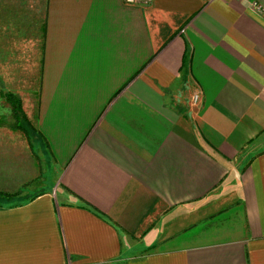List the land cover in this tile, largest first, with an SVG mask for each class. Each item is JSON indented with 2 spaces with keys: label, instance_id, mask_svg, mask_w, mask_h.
Wrapping results in <instances>:
<instances>
[{
  "label": "crops",
  "instance_id": "obj_1",
  "mask_svg": "<svg viewBox=\"0 0 264 264\" xmlns=\"http://www.w3.org/2000/svg\"><path fill=\"white\" fill-rule=\"evenodd\" d=\"M247 1L0 0V77H30L8 92L34 137L0 136L47 166L33 192L0 170V264H264V18Z\"/></svg>",
  "mask_w": 264,
  "mask_h": 264
},
{
  "label": "rangeland",
  "instance_id": "obj_2",
  "mask_svg": "<svg viewBox=\"0 0 264 264\" xmlns=\"http://www.w3.org/2000/svg\"><path fill=\"white\" fill-rule=\"evenodd\" d=\"M24 79H26V81H24ZM29 82H30V77H23V76L0 77V89H3V92L0 94L1 95L0 96V118H1L0 121H2L5 117L9 116L8 108L5 104L6 103L5 98L7 97V95H12L15 99L18 100V97L8 92V90H14L15 87L22 85V83H29ZM35 82H37V77H32L31 83L35 84ZM18 102L20 105V110L23 113L20 100H18ZM24 118L26 120L25 122L28 124V125L25 124L26 126L23 124L25 127V131L27 132L28 135H31V137H34L31 122L27 119V117L24 116ZM0 129L5 130V131H16L17 132V130H10L3 126H0ZM18 132L22 133L21 131H18ZM22 134L25 137V139H28L24 135V133ZM23 136H20V135L17 136L15 134H10L9 136L8 135L0 136V145H5V144L12 145L13 144V146H15V151L14 150L13 151L15 153L14 156H17V157H14V159L19 161V162L11 161L7 155H4L0 158V170L1 172L2 171L5 172L7 170L14 168L20 173V175L24 173L25 176L22 175V179H26V180L24 181L23 186L25 187L26 191L30 190L33 192L35 191V189L38 188L39 183L41 181V179L36 178L38 177L37 175L39 174L41 175V173L39 172L41 169V165L45 168L47 166L46 164L41 163L44 161V158L43 157L40 158L39 154L36 152L38 151V148L36 145L33 146L35 151L33 150V153L28 155V150H26L27 146L25 145V139ZM10 149L11 148H9L8 151H5V153H10L9 151ZM46 179H47L46 183L50 186L52 184V177L49 172H47L46 174ZM32 194H35V193H32Z\"/></svg>",
  "mask_w": 264,
  "mask_h": 264
},
{
  "label": "trees",
  "instance_id": "obj_3",
  "mask_svg": "<svg viewBox=\"0 0 264 264\" xmlns=\"http://www.w3.org/2000/svg\"><path fill=\"white\" fill-rule=\"evenodd\" d=\"M5 101H6L5 104L8 108L9 116L5 117L2 121H0V126H3L10 130L21 131L27 137L28 134L25 131L24 125L25 124L28 125V124L25 122L26 120L24 118L23 113L20 110V105L18 100L15 99L12 95H7Z\"/></svg>",
  "mask_w": 264,
  "mask_h": 264
},
{
  "label": "built area",
  "instance_id": "obj_4",
  "mask_svg": "<svg viewBox=\"0 0 264 264\" xmlns=\"http://www.w3.org/2000/svg\"><path fill=\"white\" fill-rule=\"evenodd\" d=\"M126 4H148L151 0H123ZM249 10L259 16L264 18V0H248Z\"/></svg>",
  "mask_w": 264,
  "mask_h": 264
}]
</instances>
